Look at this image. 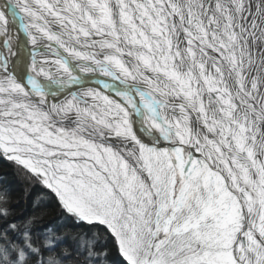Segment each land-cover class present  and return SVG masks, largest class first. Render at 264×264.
<instances>
[{"label": "snow or ice", "instance_id": "6c2138e0", "mask_svg": "<svg viewBox=\"0 0 264 264\" xmlns=\"http://www.w3.org/2000/svg\"><path fill=\"white\" fill-rule=\"evenodd\" d=\"M0 159V264H264V0H0Z\"/></svg>", "mask_w": 264, "mask_h": 264}, {"label": "trees", "instance_id": "16d2710c", "mask_svg": "<svg viewBox=\"0 0 264 264\" xmlns=\"http://www.w3.org/2000/svg\"><path fill=\"white\" fill-rule=\"evenodd\" d=\"M12 167L9 162L0 159V193L7 194V203L10 198H15L18 202L14 209L10 207L11 214L15 212V215L13 217L10 214L12 217L9 216V219L24 220L30 216H39L41 222L35 226L37 229H40V225H46L48 228L56 230L59 235L67 237L69 241L74 235L84 234L85 229L79 228L65 219V214L50 193L39 192L36 182H29V179L27 180L21 172ZM73 251H75L74 246ZM66 264H71V261Z\"/></svg>", "mask_w": 264, "mask_h": 264}, {"label": "rangeland", "instance_id": "374dc122", "mask_svg": "<svg viewBox=\"0 0 264 264\" xmlns=\"http://www.w3.org/2000/svg\"><path fill=\"white\" fill-rule=\"evenodd\" d=\"M4 160V159H3ZM4 161H7V160H4ZM7 162H9V161H7ZM10 163V162H9ZM10 165H11V167L12 168H16V166L14 165V164H11L10 163ZM17 169V168H16ZM24 180L26 181V179L24 178ZM28 180V179H27ZM29 182H32L31 180H29ZM37 184V187H38V189H39V192H42V191H45V192H48V193H50L47 189H45V188H43V186L42 185H40L39 183H36ZM33 187V186H32ZM31 187V188H32ZM30 188V189H31ZM51 194V193H50ZM52 196H53V198L55 199V197H54V195L53 194H51ZM26 197H27V194L25 195ZM46 197V196H45ZM55 201H56V199H55ZM18 204V202H17V200L15 199V198H10V201L8 202V205L12 208V209H14L15 208V205H17ZM57 205H58V202H57ZM61 209V208H60ZM62 210V209H61ZM13 214H11L13 217H14V215H15V212H12ZM21 213V215H22V211L20 212ZM10 215V216H11ZM11 216V217H12ZM41 230H43V229H45V228H48L46 225H40V227H39ZM71 241H69V243H70ZM117 257H113V259H116Z\"/></svg>", "mask_w": 264, "mask_h": 264}]
</instances>
